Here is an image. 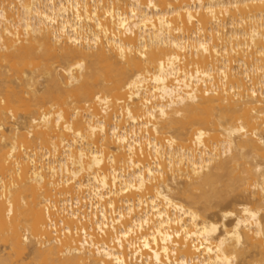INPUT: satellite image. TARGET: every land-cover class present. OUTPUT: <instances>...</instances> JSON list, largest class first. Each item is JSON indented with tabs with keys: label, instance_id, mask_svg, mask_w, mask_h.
<instances>
[{
	"label": "bare ground",
	"instance_id": "1",
	"mask_svg": "<svg viewBox=\"0 0 264 264\" xmlns=\"http://www.w3.org/2000/svg\"><path fill=\"white\" fill-rule=\"evenodd\" d=\"M261 211L264 0H0V264H264Z\"/></svg>",
	"mask_w": 264,
	"mask_h": 264
},
{
	"label": "rangeland",
	"instance_id": "2",
	"mask_svg": "<svg viewBox=\"0 0 264 264\" xmlns=\"http://www.w3.org/2000/svg\"><path fill=\"white\" fill-rule=\"evenodd\" d=\"M42 81V79H41ZM171 186L173 188L172 193L176 197H182L180 194L181 189L184 187V183L182 181H172ZM248 193L247 192H238L233 194L232 196L229 197L227 201H225L221 207L216 206L212 210L206 212V217L208 219H214L216 222L219 223V231L223 229L222 223H221V211L222 210H231L233 211L235 208L238 207L239 203H242L243 200H247L248 198ZM261 214V219H264V211L260 212ZM226 226H231L234 223V218L229 217L226 220L223 221ZM222 227V228H221Z\"/></svg>",
	"mask_w": 264,
	"mask_h": 264
}]
</instances>
